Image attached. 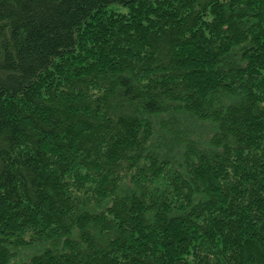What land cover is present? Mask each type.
<instances>
[{"label": "trees", "instance_id": "trees-1", "mask_svg": "<svg viewBox=\"0 0 264 264\" xmlns=\"http://www.w3.org/2000/svg\"><path fill=\"white\" fill-rule=\"evenodd\" d=\"M0 264H264V0H0Z\"/></svg>", "mask_w": 264, "mask_h": 264}, {"label": "rangeland", "instance_id": "rangeland-1", "mask_svg": "<svg viewBox=\"0 0 264 264\" xmlns=\"http://www.w3.org/2000/svg\"><path fill=\"white\" fill-rule=\"evenodd\" d=\"M111 8H114L116 11L121 13H126L128 11V7L124 5H112Z\"/></svg>", "mask_w": 264, "mask_h": 264}]
</instances>
